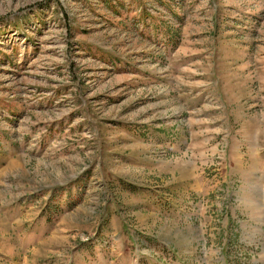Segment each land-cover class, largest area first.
<instances>
[{
	"label": "rangeland",
	"instance_id": "1",
	"mask_svg": "<svg viewBox=\"0 0 264 264\" xmlns=\"http://www.w3.org/2000/svg\"><path fill=\"white\" fill-rule=\"evenodd\" d=\"M0 264H264V0H0Z\"/></svg>",
	"mask_w": 264,
	"mask_h": 264
}]
</instances>
